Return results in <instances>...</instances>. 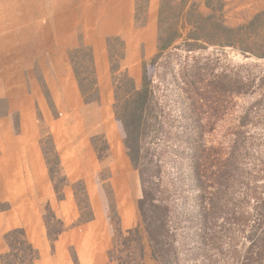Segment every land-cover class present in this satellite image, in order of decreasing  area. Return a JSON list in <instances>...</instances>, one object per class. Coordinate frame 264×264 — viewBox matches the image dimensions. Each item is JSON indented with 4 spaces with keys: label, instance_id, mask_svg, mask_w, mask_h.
Instances as JSON below:
<instances>
[{
    "label": "rangeland",
    "instance_id": "374dc122",
    "mask_svg": "<svg viewBox=\"0 0 264 264\" xmlns=\"http://www.w3.org/2000/svg\"><path fill=\"white\" fill-rule=\"evenodd\" d=\"M152 57L157 118L143 142L151 194L169 204L160 258L117 119ZM232 152L222 212L204 218L217 174L204 192L191 159L215 172ZM2 155L14 182L0 189V264H92L82 226L98 218L114 264H264V0H0Z\"/></svg>",
    "mask_w": 264,
    "mask_h": 264
},
{
    "label": "trees",
    "instance_id": "16d2710c",
    "mask_svg": "<svg viewBox=\"0 0 264 264\" xmlns=\"http://www.w3.org/2000/svg\"><path fill=\"white\" fill-rule=\"evenodd\" d=\"M171 41L172 39L163 42V44L160 46V49L166 48L171 44ZM155 62L156 57H152L150 63L147 61L144 63L141 85L136 88L134 87V89L121 102V106L117 111V119L121 129L124 132L127 150L133 164L136 167H142L141 175L144 182V191L143 197L139 201V208L142 222L145 225V230L147 232L148 238L150 239L154 254L160 258L166 254V251H163V248L166 247L164 243L166 236L171 232V229L167 225L168 219H165V217H169V204L158 202L156 205L157 200L151 194V186L148 182L147 176V171L150 168V161L145 160V144L143 142V139H145V137L150 132H152V126L156 125L152 123V119L157 118V114L154 112V107H151L150 105V102L153 99L152 82L157 70ZM228 77V75H219V78H223L224 80L226 78V81L224 82L226 91L229 90L232 93L242 92V81L236 78L234 79L233 77ZM233 147L236 148L237 146L234 145ZM235 160L236 156L234 155V152H232L224 168L222 166H217L214 172L210 170V167L213 163H208L209 157L205 155H194L191 159L192 172L195 174L194 177L203 188L204 192H207V190L213 186V183H211L210 180L215 173L217 174L214 185L217 187L218 196H216V198L213 196H201L204 197L202 198L203 203L208 201L202 207V211L204 210V218L208 217L209 213L211 212L214 214L222 212L221 210L223 209V203L221 201V193H223V190L228 187L231 178L230 175L234 171V168L238 166V162ZM208 182H210L211 185ZM160 207H162L161 209H163L165 213L156 210ZM4 209L6 208H0V210ZM204 222H206L205 219ZM9 260L10 259H6L8 264ZM29 261L31 264H33L32 255Z\"/></svg>",
    "mask_w": 264,
    "mask_h": 264
},
{
    "label": "crops",
    "instance_id": "0c3cea01",
    "mask_svg": "<svg viewBox=\"0 0 264 264\" xmlns=\"http://www.w3.org/2000/svg\"><path fill=\"white\" fill-rule=\"evenodd\" d=\"M0 158V174H4L3 177L0 178V189L3 188L4 189H9V188H5L6 184H10L13 181V178L10 174V169H6V163L7 161V155H2ZM14 158H16L14 156ZM6 164V165H3ZM3 167H5L3 169ZM5 185V186H3ZM7 187V186H6ZM7 193V192H5ZM125 193V189L122 192V194ZM3 197H6L5 195L7 194H3ZM128 204H124L125 205V211L124 214L122 215V222L123 224L127 225V226H132L134 223L138 222V218H134L132 219V217H130L129 214V209H130V213H132V211L134 212V208L133 205L129 202H127ZM20 215H22L23 213H25V208H21L19 211ZM11 219V217L9 218ZM13 222V221H12ZM104 221L100 220L99 218L94 221L93 223H90L85 226H82V230H84L85 232L83 233L84 238L86 237V234L89 232V238H91L94 242V246L91 249V253L94 254V258H93V263L92 264H114L111 263L109 257H108V251H107V247H106V242L105 240L108 238V235L106 233V224H104ZM93 229H96L93 231ZM92 232L94 233L93 235H90V233L92 234ZM67 234H64V236H60V241H58V247L61 246L62 241L64 242L65 239L67 238ZM64 252V251H63Z\"/></svg>",
    "mask_w": 264,
    "mask_h": 264
}]
</instances>
